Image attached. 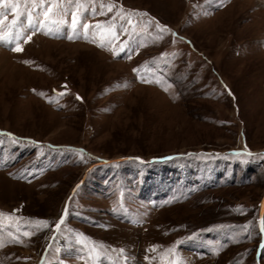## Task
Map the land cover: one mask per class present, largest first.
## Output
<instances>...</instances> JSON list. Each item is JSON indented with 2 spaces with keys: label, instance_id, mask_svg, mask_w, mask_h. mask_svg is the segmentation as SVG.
I'll list each match as a JSON object with an SVG mask.
<instances>
[{
  "label": "rangeland",
  "instance_id": "rangeland-1",
  "mask_svg": "<svg viewBox=\"0 0 264 264\" xmlns=\"http://www.w3.org/2000/svg\"><path fill=\"white\" fill-rule=\"evenodd\" d=\"M81 3L0 43V264H264V0Z\"/></svg>",
  "mask_w": 264,
  "mask_h": 264
},
{
  "label": "snow or ice",
  "instance_id": "snow-or-ice-1",
  "mask_svg": "<svg viewBox=\"0 0 264 264\" xmlns=\"http://www.w3.org/2000/svg\"><path fill=\"white\" fill-rule=\"evenodd\" d=\"M31 2L32 8L29 9L27 7V4ZM24 4V7L21 8V4ZM67 3L68 5H72L75 3V8L76 10L72 11L71 16V29L73 35H69V39H73L77 28L80 26L81 19L84 15V11H87V8L83 3H81V0H0V43H14L15 46L12 48V51L14 52H21L23 51V47L21 43L19 42L23 35L24 32L22 31L23 29V24L21 23V18L26 17L27 18V23L29 26V29H31V26L35 23H39L40 27L36 29V31L43 30L47 28V32L51 34L53 32V28L50 25H55V31L59 32L60 26L64 24L63 20H55L52 19L54 15H61L63 13L67 12V8H64V4ZM101 7H104L101 5ZM108 11H112V5H108ZM11 8L12 12L15 14V18L8 24H5L6 20V9ZM83 9L84 11H80ZM39 10V11H37ZM43 16L42 20H37L36 16L41 15ZM140 15H146V14H140ZM123 18V17H122ZM128 23H132L131 19L129 18ZM92 26L84 24L83 28L87 30ZM96 28H101V25H96ZM156 27L161 31V32H167L169 31L166 26L160 25L158 22L156 24ZM7 29V30H5ZM110 35L111 37H115L114 31H109V33L105 34ZM85 38H87V31H85ZM31 40V36H27L26 39H24V43H28ZM102 46V45H101ZM134 71H136L134 69ZM60 95H63L61 93ZM79 99V97H77ZM0 136H8L9 138H12L11 133H2L0 132ZM2 142V141H0ZM13 142L15 143V139H13ZM29 143L36 144L37 142L35 141H29ZM81 153L83 150H80ZM187 155L191 156L193 155L192 153H188ZM233 156H241V155H247V156H252L253 154L250 152H233L231 153ZM135 159H139L138 157ZM166 159H172V157H167ZM77 188H79V185H77ZM237 210H241L238 206ZM68 213V205L66 204L65 209H64V215L61 216L60 221L56 224V228L59 229L61 224L64 222L65 215ZM4 213H0V216H4ZM261 225L264 226V217L261 219ZM47 222L42 221V220H37L33 223L32 227L39 231L42 230L44 227H47ZM246 227V226H245ZM33 233L30 232H25L24 235H32ZM17 242L19 240L17 239ZM3 246V242L0 241V247ZM92 251H95V249H92ZM121 253H123V249L120 250ZM41 264H44V261H41Z\"/></svg>",
  "mask_w": 264,
  "mask_h": 264
}]
</instances>
